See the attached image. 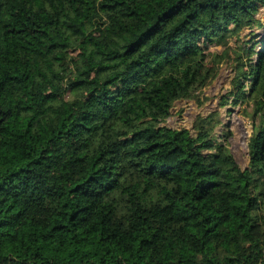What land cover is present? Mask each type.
<instances>
[{
	"label": "trees",
	"instance_id": "trees-1",
	"mask_svg": "<svg viewBox=\"0 0 264 264\" xmlns=\"http://www.w3.org/2000/svg\"><path fill=\"white\" fill-rule=\"evenodd\" d=\"M260 6L0 0V264H264V37L222 99L251 106L247 166L217 111L161 124Z\"/></svg>",
	"mask_w": 264,
	"mask_h": 264
},
{
	"label": "rangeland",
	"instance_id": "rangeland-1",
	"mask_svg": "<svg viewBox=\"0 0 264 264\" xmlns=\"http://www.w3.org/2000/svg\"><path fill=\"white\" fill-rule=\"evenodd\" d=\"M255 18L260 20V24H254L252 27L243 26L236 33L228 35L227 42L231 47L230 58L220 64L215 78L199 90L195 98L176 100L170 109L169 116L161 123L171 128L184 127L194 133L193 123L198 116H206L214 111L219 112L220 123L215 127L213 134L218 141L227 144L241 167L247 166L250 161L248 143L253 127L249 117L243 114V109L247 108L251 111V106L247 102L233 104L231 96L226 104H222V99L230 89L231 80L235 75L236 55L241 54L244 60L250 57L254 61L256 55H249L247 52L249 46L256 44L254 50L261 48L260 42L264 37V6L258 8ZM252 33L257 37L252 38ZM222 49L223 46L220 44L208 45V50L211 52ZM258 214L264 216V197Z\"/></svg>",
	"mask_w": 264,
	"mask_h": 264
},
{
	"label": "bare ground",
	"instance_id": "bare-ground-1",
	"mask_svg": "<svg viewBox=\"0 0 264 264\" xmlns=\"http://www.w3.org/2000/svg\"><path fill=\"white\" fill-rule=\"evenodd\" d=\"M239 120H240V119H239ZM242 121H243V120H242ZM240 122H241V121H240ZM239 127H240V125H239ZM235 128H236V127H235ZM240 128H241V127H240ZM240 128H239V129H240ZM237 133H238V132H237Z\"/></svg>",
	"mask_w": 264,
	"mask_h": 264
}]
</instances>
